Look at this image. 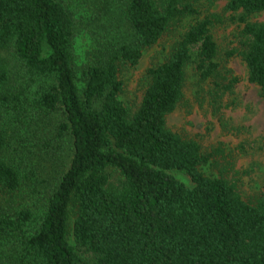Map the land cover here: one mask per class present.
<instances>
[{
  "label": "trees",
  "instance_id": "16d2710c",
  "mask_svg": "<svg viewBox=\"0 0 264 264\" xmlns=\"http://www.w3.org/2000/svg\"><path fill=\"white\" fill-rule=\"evenodd\" d=\"M102 3L79 66L78 0H0V264H264V194L247 200L235 181L207 174L211 155L167 126L191 64L218 90L238 80L222 73L214 19L190 23L148 69L132 114L123 68L198 8ZM226 9L242 24L227 56L243 58L264 94V22L249 20L264 0Z\"/></svg>",
  "mask_w": 264,
  "mask_h": 264
},
{
  "label": "rangeland",
  "instance_id": "374dc122",
  "mask_svg": "<svg viewBox=\"0 0 264 264\" xmlns=\"http://www.w3.org/2000/svg\"><path fill=\"white\" fill-rule=\"evenodd\" d=\"M198 14L173 23L161 39L144 51L137 66H125L122 99L133 114L140 105L147 86V71L163 62L171 53L190 23L198 18L214 19L212 32L219 46V59L225 77L238 80L229 90H218L213 79L203 80L193 64L187 69L183 97L167 116V126L186 138L197 140L201 149L211 155L202 169L211 175H224L235 181L247 200L264 194V94L248 78V67L243 58L227 51L239 47L242 24L239 13L226 9L228 0H192ZM75 12V49L77 64L88 61L93 43L89 30L96 16L103 10L102 0H78ZM95 18V19H94ZM249 20L263 21L264 11L252 14ZM225 81L227 79H224ZM81 85V82H79ZM175 175L188 184L192 180L183 171ZM73 215L69 240L74 243Z\"/></svg>",
  "mask_w": 264,
  "mask_h": 264
}]
</instances>
